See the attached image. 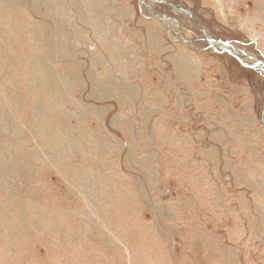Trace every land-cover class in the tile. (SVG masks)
<instances>
[{
    "label": "rangeland",
    "instance_id": "obj_1",
    "mask_svg": "<svg viewBox=\"0 0 264 264\" xmlns=\"http://www.w3.org/2000/svg\"><path fill=\"white\" fill-rule=\"evenodd\" d=\"M0 264H264V0H0Z\"/></svg>",
    "mask_w": 264,
    "mask_h": 264
}]
</instances>
